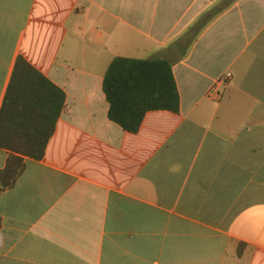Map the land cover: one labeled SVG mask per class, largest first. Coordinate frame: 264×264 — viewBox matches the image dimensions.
<instances>
[{"label": "crops", "instance_id": "0c3cea01", "mask_svg": "<svg viewBox=\"0 0 264 264\" xmlns=\"http://www.w3.org/2000/svg\"><path fill=\"white\" fill-rule=\"evenodd\" d=\"M119 57L170 59L180 112L112 122ZM21 58L67 99L0 264H264V0H0V118Z\"/></svg>", "mask_w": 264, "mask_h": 264}, {"label": "trees", "instance_id": "16d2710c", "mask_svg": "<svg viewBox=\"0 0 264 264\" xmlns=\"http://www.w3.org/2000/svg\"><path fill=\"white\" fill-rule=\"evenodd\" d=\"M173 66L167 58H116L104 79L109 119L137 134L149 113H179L181 96ZM17 69L0 118V147L11 152L6 168L0 170V194L22 176L25 158L44 159L66 108L63 89L23 58Z\"/></svg>", "mask_w": 264, "mask_h": 264}, {"label": "built area", "instance_id": "2783aa9c", "mask_svg": "<svg viewBox=\"0 0 264 264\" xmlns=\"http://www.w3.org/2000/svg\"><path fill=\"white\" fill-rule=\"evenodd\" d=\"M231 77H232V75L229 74L227 77L221 79L219 81V84H226L228 82V80L231 79ZM214 91H215L214 89L211 90L210 94L212 95V93H214ZM3 243H4V236H3L2 231L0 230V247L3 245Z\"/></svg>", "mask_w": 264, "mask_h": 264}]
</instances>
